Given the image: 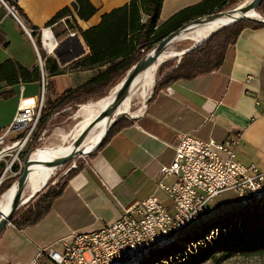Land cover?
I'll return each instance as SVG.
<instances>
[{
    "label": "crops",
    "instance_id": "1",
    "mask_svg": "<svg viewBox=\"0 0 264 264\" xmlns=\"http://www.w3.org/2000/svg\"><path fill=\"white\" fill-rule=\"evenodd\" d=\"M13 1L23 9L39 32L49 27L58 42L57 48L49 55L56 59L57 67L64 73L51 76L50 71L46 70V76L50 81L62 76L69 77L64 91L84 83L97 70L80 66L70 68V65L90 53L81 32L99 25L104 14L130 2L91 0L97 12L85 20L78 16L73 7L77 0ZM201 1L164 0L160 22ZM2 3L0 64L13 60L30 70L39 66L42 79L45 69L42 59L38 64L39 49L33 34H29L32 29L25 25L19 15L22 23L18 21ZM64 8H70V13L49 25L51 19ZM72 40L80 45L81 51L67 56V47L71 46ZM29 84L40 86L41 80L20 81L13 85L0 81V94L9 92V97L14 91L18 92L19 102L24 87V95H39V89L37 94L27 92ZM50 97L52 99L53 96ZM257 100L261 102L260 105ZM18 102L8 112L0 107L1 128L11 124ZM3 103L0 96V105ZM262 106L264 27L245 28L230 48L220 69L171 83L153 94L139 113L125 117L133 122L115 133L68 180L52 209L37 224L19 229L13 223H8L0 233V264H55L47 255L49 248L62 251L61 240L68 239L74 232L96 230L115 222L125 210L153 193L170 208L171 200L163 190L157 188V182L161 178V168L172 164L174 145L182 134L202 139L214 138L220 142L237 140L236 159L245 165L255 164L264 171ZM164 181L171 184L173 178L166 177ZM217 197L205 206L201 215L206 213L209 219L225 212L221 210L229 204L225 200L217 201ZM233 204V208L241 206L236 193L233 194ZM41 250L44 252L39 255Z\"/></svg>",
    "mask_w": 264,
    "mask_h": 264
},
{
    "label": "trees",
    "instance_id": "2",
    "mask_svg": "<svg viewBox=\"0 0 264 264\" xmlns=\"http://www.w3.org/2000/svg\"><path fill=\"white\" fill-rule=\"evenodd\" d=\"M4 1L15 8L25 25L32 29V34L35 35L38 28L31 24L23 9L15 4L13 0ZM239 1L203 0L179 10L164 22H160L164 0H130L126 6L104 14L99 25L81 32L90 49V53L84 59L74 63V65L80 67L96 68L95 75L78 86L66 89L55 100L48 101L42 111L38 134L46 127L50 116L54 112L68 105L77 106L90 99H99L107 96L120 80L126 76L128 71L172 31L197 17L222 11ZM73 7L77 10L78 16L85 20L97 12V8L91 0H77ZM70 11V8L60 10L51 19L49 25L65 17ZM258 11L264 16V0L260 4ZM261 27H264L263 22L241 19L214 32L202 44L183 55L178 65L172 70L165 71L172 65L164 63L161 67L163 78L155 86L154 94L175 81L193 79L199 75L220 69L230 48L235 45L241 32L245 28L256 29ZM45 59V70L50 71L51 76L64 73L63 70L57 67V61L54 57L45 55ZM40 80L41 70L39 66L30 70L13 60H7L0 64V81H7L10 85L20 81L32 82ZM7 95H9V92L0 94L1 97H7ZM132 122L130 119H118L91 157L115 133ZM29 150L24 153L25 157ZM82 166L72 169L62 184L50 187L45 193L39 195L27 209L17 211L10 222L19 229H25L37 224L52 209L54 201L61 195L68 180L80 171ZM19 177L20 174L3 182L0 187V197ZM225 218L227 221H223L221 225L217 224V221L225 220ZM206 221L210 223V227L203 235L196 238L187 237L188 231H185L177 241L168 246L155 249L147 257L154 253L159 254L154 261H161L170 256L182 255L187 251V245L206 240V237H209L211 231H214L215 228L222 230L221 236L214 240L213 243L200 248L197 253L192 254L186 260L188 264H200L213 258L217 253H224V257H229L235 251L248 247L257 248L264 246V198H256L247 205L230 209Z\"/></svg>",
    "mask_w": 264,
    "mask_h": 264
},
{
    "label": "built area",
    "instance_id": "3",
    "mask_svg": "<svg viewBox=\"0 0 264 264\" xmlns=\"http://www.w3.org/2000/svg\"><path fill=\"white\" fill-rule=\"evenodd\" d=\"M12 8V14L19 18ZM40 39L48 54L58 46L49 27L40 30ZM50 40L55 42L54 48ZM45 90L46 78L42 73L39 95H24L22 87L11 124L0 127V187L5 180L19 175L21 157L36 139L45 106ZM257 104L261 102L257 100ZM260 113L264 117V106ZM237 144L233 139L220 142L191 134L178 136L175 158L170 166L161 168L157 182V188L171 200L170 208L153 193L109 225L74 232L68 239L61 240L62 251L49 248L48 257L55 264L130 263L131 257L146 253L153 244H171L176 234L185 232L205 206L224 191H234L242 205L264 198V171L255 164L238 161ZM166 177H172L173 182L167 184ZM43 252L41 250L39 255Z\"/></svg>",
    "mask_w": 264,
    "mask_h": 264
},
{
    "label": "rangeland",
    "instance_id": "4",
    "mask_svg": "<svg viewBox=\"0 0 264 264\" xmlns=\"http://www.w3.org/2000/svg\"><path fill=\"white\" fill-rule=\"evenodd\" d=\"M247 1H249V0H240L239 2L234 3L233 5L225 8L224 10L232 9V8L237 7L238 5L245 3ZM226 2H228V0H226ZM0 3H2L1 0H0ZM257 12L259 13V11H257ZM33 38H34V41H35V43L39 49L38 64L39 65L41 64V59H42V61H43L42 64H43V67L45 69V64H46L45 55H48V56H51V55H49L45 51V49L43 48L42 43H41V39H40V32L39 31H37L36 34L33 35ZM179 41H177L173 44V46L176 49L175 48H169L168 51L169 52H172V51L181 52L182 50L189 47L193 43L192 40H179ZM19 47H22V46H19ZM67 49H68L67 56H69V53L70 54H77V53H80V51H81L80 45L75 40L74 41L72 40L71 46L67 47ZM21 50H22V48H21ZM181 56L182 55H179V56L173 55L161 64V66L159 67L157 74L155 76V81L151 87H145L143 82H139L133 88L130 89L129 94H128V96L130 95V100H129L130 112H129L128 116H132L136 113H139V111H141L145 107L148 100L153 96L155 86L163 78V73H161V67L163 66V64L169 63L172 65L171 67H168L165 70L168 72V71L172 70V68H174L175 66L178 65V63L181 60L180 59ZM76 66L77 65L73 64V65H70V68H74ZM46 74H47V72L45 70V76H46ZM123 79L124 78H122L120 80V82L111 90V92L107 96H110L114 92V89L120 85V83L122 82ZM46 80L48 83L46 84V90H45V97H46L45 105L48 104L49 100L53 101L58 96H60L62 94V93L61 94H59V93L61 91H64L65 87H67V85L69 83V77L62 76L58 80L50 81V79L46 76ZM38 85L39 84H34V85L29 84L27 86V92L37 94L38 89H39V93H40L41 85L40 86H38ZM18 96H19V93L14 91V93H12L11 96H9V97H6V98L2 97V100L4 102L2 105H0L2 110L4 112H8V111L14 109L17 105V102H18ZM50 96H53L52 99ZM100 99L101 98L90 99L86 102H83L82 104L77 105V106L68 105V106L62 108L61 110L54 112L50 116L46 127L44 129H42L39 134L37 133L36 139L33 141L30 148H28L30 150L28 151L26 157L28 155L30 157V154L33 152V150H36V149L58 148L59 146L60 147H63V146L68 147L71 144H73L74 140L91 123L92 118L94 116H97L98 114H100L102 112V111L98 112L99 107L97 106V102ZM93 104H95V105H93ZM86 106H88L89 108L88 107L84 108ZM121 116H122V114L117 115V117H119V119H124V117L122 118ZM125 119H127V118H125ZM92 129H91V131H92ZM95 130H96V128L92 131V133ZM91 131L89 133H91ZM38 132H39V130H38ZM89 133L87 134V136L89 135ZM95 150L96 149H94L90 154L89 153L84 154V153L80 152V153L76 154L73 158H71L69 161L64 163L63 165L57 167L56 170L52 171L48 175V177L45 181L46 185L44 186V188L42 190H40L33 198H31L28 202H26V197L25 198L23 197V204L19 207L18 211H23V210L27 209L38 198L39 195L45 193L50 187L59 186L60 184H62L64 182V180L67 178V176L69 175V172L72 169H76L80 165H84V163H86V161H88L90 159L91 155L93 154V152ZM26 157L24 156V154L21 157V165L18 166L19 168L21 167L20 173H19L20 175L22 174V172L24 170V166H25L24 161H25ZM11 187L6 192H4L2 194V196L0 197L1 199L6 195V193L11 189ZM26 187H25V190L28 189L27 191H29L30 189L28 187V184H26ZM28 193L29 192L24 193V194L26 196H28L29 195ZM233 194H235L234 191H224L218 195V197L216 198L217 201L225 200L229 204L228 206H225L223 208V210L220 209L221 211L226 212L229 209L233 208V205H235V204H233ZM239 202H240V200H239ZM240 205H242L241 202H240ZM207 219H208L207 214L205 213V214H202L201 216H198V218L196 220L192 221L188 225V228H187L188 230H186V231H188L187 237L191 236V237L196 238L198 236L203 235L205 232H207L209 230V227H210V223H208L206 221ZM223 221H227V219L225 218V220H219V221H217V224L221 225L223 223ZM224 233H225V230H224ZM221 234H222V230H218L215 228L214 231L213 230L211 231L209 237H206V240H204V241L202 240L200 242L191 243V244L187 245V247H186L187 251L182 255H178V256H174V257L170 256L167 259H163L161 261H154L158 258L159 254L154 253L150 257H147L149 255V254H147L146 256L144 255V258H142L140 261L132 263V264H188L186 260H188L192 254L197 253L200 248H204L208 244L213 243L214 240H216L217 238H219L221 236ZM166 246H168V245H166ZM200 264H264V246H259L257 248L256 247H254V248L248 247V248H245V249L240 250V251H235L234 253L232 252L229 257H224V253L223 254L217 253L213 258H211L205 262H202Z\"/></svg>",
    "mask_w": 264,
    "mask_h": 264
},
{
    "label": "water",
    "instance_id": "5",
    "mask_svg": "<svg viewBox=\"0 0 264 264\" xmlns=\"http://www.w3.org/2000/svg\"><path fill=\"white\" fill-rule=\"evenodd\" d=\"M9 9L11 13H13V8L9 6L4 0H1ZM263 0H249L245 3H242L238 5L237 7H234L232 9L228 10H222L218 12H214L211 14H207L204 16L197 17L185 24H183L178 29L172 31L169 33L166 37H164L159 43L156 44V46L144 57L142 58L138 63H136L126 74L122 82L120 83L116 97L112 104L107 106L94 120L91 122L87 128H85L81 134L74 140L73 143V150L64 156H61L54 161L50 162L52 166L59 167L69 161L71 158H73L76 154L80 153V147L85 140L87 134L91 131V129L96 125V123L103 119L107 118L109 120V124L107 129L104 132V135L102 138L98 141L94 149H97L101 143L104 141L105 137L107 136L108 131L113 126V124L119 119V117L116 116L117 110L121 103L128 97L129 91L133 85L134 80L136 77L144 70H146L149 66H151L156 60H158L159 56L169 47L173 46V44L179 40H192V45L185 48L181 51V57L185 55L186 53L190 52L200 44H202L205 40H207L213 33L209 34L208 36H205L201 39L198 38V29L202 28L205 24L221 17H230L231 21L226 24V26H229L230 24L239 21L241 19H248V20H254L258 22L264 23V16L259 15V18L251 17L248 15L249 12L254 11L257 12L260 4ZM234 14H239V16L234 17ZM14 15V14H13ZM15 16V15H14ZM16 17V16H15ZM18 21L22 23L20 18L16 17ZM30 35H32V32H29ZM183 36V37H182ZM179 56V55H178ZM150 100V99H149ZM148 100V101H149ZM128 113L122 114V118L127 117ZM93 149V150H94ZM92 150V151H93ZM91 151V152H92ZM89 152V154L91 153ZM24 170L20 177L17 179L15 183H17V190L13 198L12 206L8 214L4 215L0 219V233L4 229V227L10 223L13 216L18 211L19 207L23 204V194L24 190L28 181V176L30 172V164L31 160L29 155L25 158L24 161ZM46 185V184H45Z\"/></svg>",
    "mask_w": 264,
    "mask_h": 264
},
{
    "label": "bare ground",
    "instance_id": "6",
    "mask_svg": "<svg viewBox=\"0 0 264 264\" xmlns=\"http://www.w3.org/2000/svg\"><path fill=\"white\" fill-rule=\"evenodd\" d=\"M248 15L251 17L259 18L260 17L259 15H261V14L258 12L251 11L248 13ZM233 16L237 17V16H239V14H234ZM230 21H231L230 17H221V18H217V19L205 24L202 28L197 30L198 34H199L198 38L201 39L205 36H208L209 34H211L213 32L218 31L219 29H222L223 27H226V24L229 23ZM47 37L50 38L49 35H47ZM54 44H55V42L50 40L51 48H54ZM169 48H175V47L169 46L159 56L158 60H156L146 70L142 71L134 80L131 88H133L139 82H143L145 87H151L155 81V76H156L157 71H158L159 67L161 66V64L173 55H176V56L181 55V52H174V51L169 52L168 51ZM118 87L119 86H117L114 89V92L110 96H106V97H103L100 100H98V102H97V106L99 107L98 112L103 111L105 108H107V106L112 104V102L114 101V99L116 97ZM129 100H130V95L121 103V105L119 106V108L117 110L116 116L119 114H124V113L129 114V112H130ZM93 105H95V104H93ZM87 107L88 106H86L84 108H87ZM97 116H94L92 118L91 122H93V120ZM108 124H109V120L107 118H103L96 123V125L94 126L92 131L95 128H96V130L93 133H92V131H91V133H89V135L86 137V139L84 140V142L82 143V145L80 147V150L82 153H84V154L89 153L95 148L98 141L104 135V132L108 127ZM72 150H73V144H71L68 147L67 146H65V147L59 146L58 148H49V149L41 148V149L33 150V152L30 154L31 164H30V172H29L28 181H27V184H28V187L30 190L27 191L28 190L27 189L24 191V193L29 192L28 193L29 195L28 196H26L25 194L23 195L24 198L26 197V202H28L40 190H42L44 188V186L46 184L45 181H46L48 175L52 171L57 169V167L52 166L50 162L54 161L55 159H57L61 156L69 154ZM16 190H17V183H14V185L11 187V189L0 200V219L4 215L8 214V212L10 211ZM182 234H183V232H178V234H176V238H175V240H173V242L177 241L181 237ZM173 242H171V244ZM166 245H170V244H167V243L153 244L152 249L148 250L146 253H140L139 255H135L134 257H131V262L130 263H124V264H132V263L138 262L142 258H144V255L146 256L147 254H150L155 249L161 248V247L166 246Z\"/></svg>",
    "mask_w": 264,
    "mask_h": 264
}]
</instances>
